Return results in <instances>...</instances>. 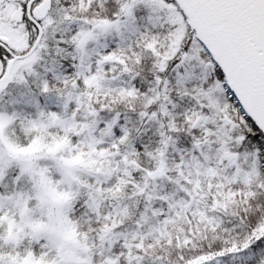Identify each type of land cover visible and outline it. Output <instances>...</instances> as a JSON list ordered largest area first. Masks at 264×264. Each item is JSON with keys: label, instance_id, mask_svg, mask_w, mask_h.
Returning <instances> with one entry per match:
<instances>
[{"label": "snow or ice", "instance_id": "6c2138e0", "mask_svg": "<svg viewBox=\"0 0 264 264\" xmlns=\"http://www.w3.org/2000/svg\"><path fill=\"white\" fill-rule=\"evenodd\" d=\"M0 264H264V0H0Z\"/></svg>", "mask_w": 264, "mask_h": 264}]
</instances>
